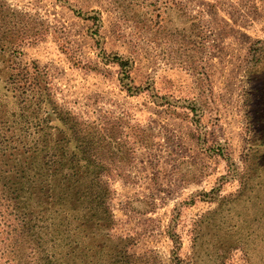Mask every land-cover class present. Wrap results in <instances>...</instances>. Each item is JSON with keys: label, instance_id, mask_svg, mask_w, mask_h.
I'll list each match as a JSON object with an SVG mask.
<instances>
[{"label": "rangeland", "instance_id": "rangeland-1", "mask_svg": "<svg viewBox=\"0 0 264 264\" xmlns=\"http://www.w3.org/2000/svg\"><path fill=\"white\" fill-rule=\"evenodd\" d=\"M0 2L45 30L18 61L48 70L63 108L139 125L145 145L112 201V234L129 252L152 264H250L253 239L238 227L264 153V0ZM116 55L131 60L139 93L121 82Z\"/></svg>", "mask_w": 264, "mask_h": 264}, {"label": "trees", "instance_id": "trees-1", "mask_svg": "<svg viewBox=\"0 0 264 264\" xmlns=\"http://www.w3.org/2000/svg\"><path fill=\"white\" fill-rule=\"evenodd\" d=\"M21 16L0 2V264H152L112 234L115 181L130 176L145 145L139 125H127L125 115L83 119L63 108L48 70L18 61L45 33L22 25ZM113 62L128 91L139 93L131 60L116 55ZM262 154L254 183L240 195L250 213L235 224L253 239L244 244L250 264L254 254L264 264Z\"/></svg>", "mask_w": 264, "mask_h": 264}]
</instances>
